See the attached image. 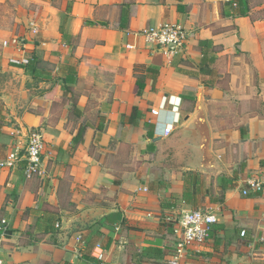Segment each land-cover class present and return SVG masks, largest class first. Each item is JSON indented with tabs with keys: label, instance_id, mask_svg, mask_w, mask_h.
Returning a JSON list of instances; mask_svg holds the SVG:
<instances>
[{
	"label": "crops",
	"instance_id": "0c3cea01",
	"mask_svg": "<svg viewBox=\"0 0 264 264\" xmlns=\"http://www.w3.org/2000/svg\"><path fill=\"white\" fill-rule=\"evenodd\" d=\"M234 1L0 0L14 5L0 27V164L32 130L44 140L40 176L27 179L23 160L0 166L3 264H97L95 246L111 264H264V192L242 195L251 180L264 186V0L242 15ZM166 22L187 30L181 55L137 35ZM202 42L214 58L205 74ZM33 56L32 75L21 65ZM136 66L158 68L140 96ZM188 172L223 202L204 199L218 222L178 256Z\"/></svg>",
	"mask_w": 264,
	"mask_h": 264
},
{
	"label": "built area",
	"instance_id": "2783aa9c",
	"mask_svg": "<svg viewBox=\"0 0 264 264\" xmlns=\"http://www.w3.org/2000/svg\"><path fill=\"white\" fill-rule=\"evenodd\" d=\"M31 29L36 33L37 26L34 22L30 23ZM144 41L166 54L169 57L181 55L184 51L187 41V30L179 23H163L158 26H148L137 33ZM166 99L160 104V109L165 106ZM152 116H157L159 110H151ZM164 132L169 133V128H165ZM44 145L43 136L40 130H32L28 134L26 146L22 150L11 152L6 161L0 164L2 167H13L17 161L23 160L25 167V177L31 179L34 176H40L42 173L41 155ZM253 191L258 194L264 192V186L259 180H251L247 187L242 190V195L247 196ZM218 222L217 217L209 210H190L179 213L174 218V234L176 241L174 244L175 253L178 256H185L193 247L199 246L206 242L210 236L212 227ZM58 228L59 226L56 225ZM11 230L10 223L7 219L0 220V248L2 243L8 237ZM245 232H241L244 236ZM81 241V238H77ZM79 255V253H78ZM97 264H111L107 261L105 252L100 246H95L91 253ZM0 264L3 262L0 260Z\"/></svg>",
	"mask_w": 264,
	"mask_h": 264
},
{
	"label": "trees",
	"instance_id": "16d2710c",
	"mask_svg": "<svg viewBox=\"0 0 264 264\" xmlns=\"http://www.w3.org/2000/svg\"><path fill=\"white\" fill-rule=\"evenodd\" d=\"M246 0H235L233 3L236 6V8H238V14L242 15L243 11L241 10L242 6L244 4H246ZM67 9L69 10L70 7L68 6ZM207 42H202L200 43V46H202V59H201V63H200V71L202 73H208V65L213 63L214 58L213 57H208L207 53L204 49V47L207 46ZM37 58H35L34 56L30 59H28L26 61L25 64H22L21 67L24 68L26 70V72L30 73V74H34L35 72H37ZM44 67V66H43ZM43 70V69H42ZM137 70H143L145 72V74L143 75H139L136 77V83L134 86V94L137 96H140L143 92L144 89V81L146 78H150L152 83L155 82L157 76H158V68L155 67H145V66H136L134 68V71ZM132 117H129V121H132L135 117V110L133 111ZM2 127V123L0 121V130ZM83 132L84 129L80 128L76 134V136L73 138V142H72V147L75 148L76 145H78L81 141H82V136H83ZM184 191L183 194L181 196V202L187 205H190L193 210L196 209H201V204L204 201V199L206 197L209 198L210 202H214V203H222L223 202V195L222 193L219 195V197H213L211 194V187L209 188H205V186L200 182L199 176L193 172H188L186 174H184ZM220 184H221V189L222 191H224L225 189H230L233 188L234 185L232 183H228V180H225L224 178L220 179ZM255 195H259L258 193H255ZM173 197H170L167 200H162L160 201V205L162 209H167V207H169L168 209H170V206H172L169 203H166L165 201H171L173 200ZM171 209H173L171 207ZM109 217V216H108ZM213 231V228L211 230V233ZM11 232V230L9 231V233ZM210 233V235H211ZM245 236V234H244ZM241 236L240 237H244ZM210 237V236H209Z\"/></svg>",
	"mask_w": 264,
	"mask_h": 264
},
{
	"label": "rangeland",
	"instance_id": "374dc122",
	"mask_svg": "<svg viewBox=\"0 0 264 264\" xmlns=\"http://www.w3.org/2000/svg\"><path fill=\"white\" fill-rule=\"evenodd\" d=\"M14 11V5L9 4V7H0V27L10 28L12 22V13ZM5 17V19L3 18Z\"/></svg>",
	"mask_w": 264,
	"mask_h": 264
}]
</instances>
